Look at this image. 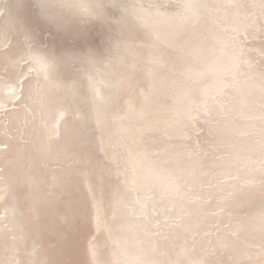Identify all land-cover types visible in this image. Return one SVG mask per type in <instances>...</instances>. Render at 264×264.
Instances as JSON below:
<instances>
[{
  "label": "snow or ice",
  "instance_id": "snow-or-ice-1",
  "mask_svg": "<svg viewBox=\"0 0 264 264\" xmlns=\"http://www.w3.org/2000/svg\"><path fill=\"white\" fill-rule=\"evenodd\" d=\"M0 264H264V0H0Z\"/></svg>",
  "mask_w": 264,
  "mask_h": 264
}]
</instances>
